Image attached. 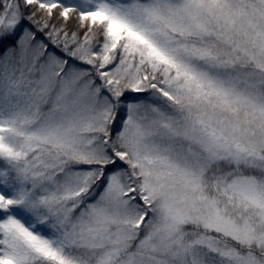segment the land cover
Here are the masks:
<instances>
[{"label":"snow or ice","instance_id":"1","mask_svg":"<svg viewBox=\"0 0 264 264\" xmlns=\"http://www.w3.org/2000/svg\"><path fill=\"white\" fill-rule=\"evenodd\" d=\"M0 264H264V0H0Z\"/></svg>","mask_w":264,"mask_h":264}]
</instances>
